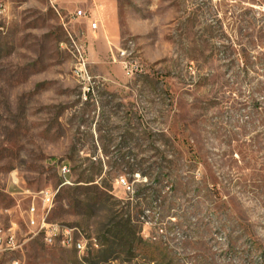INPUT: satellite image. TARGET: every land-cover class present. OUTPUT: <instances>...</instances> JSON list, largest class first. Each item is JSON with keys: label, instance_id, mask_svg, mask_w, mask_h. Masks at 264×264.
<instances>
[{"label": "rangeland", "instance_id": "rangeland-1", "mask_svg": "<svg viewBox=\"0 0 264 264\" xmlns=\"http://www.w3.org/2000/svg\"><path fill=\"white\" fill-rule=\"evenodd\" d=\"M85 17L0 0V264H264V0H118L111 44ZM41 189L97 246L32 234Z\"/></svg>", "mask_w": 264, "mask_h": 264}, {"label": "built area", "instance_id": "built-area-1", "mask_svg": "<svg viewBox=\"0 0 264 264\" xmlns=\"http://www.w3.org/2000/svg\"><path fill=\"white\" fill-rule=\"evenodd\" d=\"M90 25L94 28L96 23L92 22ZM61 170L68 171L66 165H62ZM119 182L121 185H127V182L122 177L119 178L118 183ZM54 195L55 192L49 189H41L34 194L33 200L25 211L27 225L33 229L31 231L32 234H40L43 241L48 245L54 244L56 240H60L67 246L70 244H79V253H83L86 250L88 242H91L90 245L97 246V244L93 241V238L85 237L78 229L77 233H73L72 239H65V235L58 234V227H65L66 231H68V226H63L57 222L46 221V217L53 204ZM34 198H37L40 202L38 212ZM18 246L15 231L11 227L5 229L0 228V253L2 251L15 249Z\"/></svg>", "mask_w": 264, "mask_h": 264}, {"label": "crops", "instance_id": "crops-1", "mask_svg": "<svg viewBox=\"0 0 264 264\" xmlns=\"http://www.w3.org/2000/svg\"><path fill=\"white\" fill-rule=\"evenodd\" d=\"M57 8L84 18L91 34L108 44L115 42L118 29V0H50ZM95 22L96 26L91 27Z\"/></svg>", "mask_w": 264, "mask_h": 264}, {"label": "bare ground", "instance_id": "bare-ground-1", "mask_svg": "<svg viewBox=\"0 0 264 264\" xmlns=\"http://www.w3.org/2000/svg\"><path fill=\"white\" fill-rule=\"evenodd\" d=\"M58 234L65 235V239H72L73 238V228L68 227V231H66L65 227H58ZM70 245L74 246L79 251V244H70Z\"/></svg>", "mask_w": 264, "mask_h": 264}]
</instances>
